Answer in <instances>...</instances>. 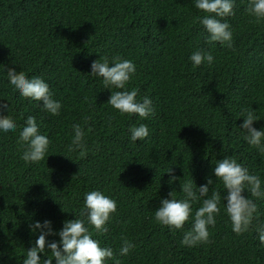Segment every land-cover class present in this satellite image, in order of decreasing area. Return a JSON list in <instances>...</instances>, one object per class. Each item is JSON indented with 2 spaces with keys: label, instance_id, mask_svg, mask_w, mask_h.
<instances>
[{
  "label": "trees",
  "instance_id": "16d2710c",
  "mask_svg": "<svg viewBox=\"0 0 264 264\" xmlns=\"http://www.w3.org/2000/svg\"><path fill=\"white\" fill-rule=\"evenodd\" d=\"M247 4L235 0L234 14L221 18L232 29L227 47L206 39L196 19L203 12L191 0H0V104L9 105L3 115L17 125L35 116L50 140L45 160L25 162L20 128L0 134V264H21L38 235L29 231L31 222L48 219L58 230L80 215L83 193L92 189L117 202L107 231H93V238L114 256L123 238L134 245L118 256L121 264H264L256 232L264 225V198L248 193L257 210L240 234L231 230L221 200L208 240L191 247L180 243L191 214L181 229L153 215L170 191L182 197L179 184L189 177L197 186L211 177L209 195L215 188L223 197L211 169L224 156L259 175L264 189V153L239 129L245 108L260 118L254 128L264 126V19L257 22ZM196 49L211 52L213 62L193 66L188 57ZM116 56L136 65L126 87L137 89L136 99L152 100L149 117L119 114L106 103L102 78L88 74L93 60ZM5 69L45 79L61 102L59 115L14 92ZM73 123L86 131L84 156L68 150ZM139 123L149 135L133 142L128 128ZM170 176L180 179L168 183ZM38 255L51 258L47 248Z\"/></svg>",
  "mask_w": 264,
  "mask_h": 264
},
{
  "label": "clouds",
  "instance_id": "9594fccd",
  "mask_svg": "<svg viewBox=\"0 0 264 264\" xmlns=\"http://www.w3.org/2000/svg\"><path fill=\"white\" fill-rule=\"evenodd\" d=\"M194 7L203 12L196 19L207 33L206 39L219 42L227 47L232 46V29L226 19L234 14L235 0H191ZM245 11L254 16L257 22L264 19V0H248ZM193 66L201 63L211 64L213 55L202 49L194 50L188 57ZM111 60V62H110ZM111 65V66H110ZM7 82L19 96L38 102L37 106L51 115H59L62 107L61 102L53 98L49 85L41 76H26L23 72L17 74L15 70L5 69ZM136 65L127 58L119 56L108 58L99 57L90 64L89 75L102 78L104 88L110 95L107 104L119 114H136L139 118H147L153 112L152 100L148 96L137 97L135 87L128 88L126 85L135 74ZM9 110V105L0 104V134L13 132L20 128L18 140L23 146L20 158L25 162L45 160L49 138L39 131V124L33 115L24 118L22 125H17L14 119L3 115ZM242 122L239 129L243 140L254 146L258 152L264 153V126L254 128L253 122L260 120L254 114V109H242L239 113ZM71 142L67 146L69 151H78L84 156L88 151L85 141L86 131L81 124L71 125ZM129 139L136 142L149 135L148 126L145 123L130 125L128 128ZM169 167L166 173H171ZM212 177L218 179L225 195L215 188L209 195V187L214 183L211 177L205 178V183L197 186L189 177L179 184L181 198H175L173 191L168 193L167 198H160L158 207L155 208L154 219L161 225L170 228L181 229L184 222L191 214V227L184 230L180 243L186 246H194L200 242H206L209 237V226L216 223V215L221 211L220 203L223 200V211L230 222L231 230L240 234L248 230L257 204L249 198H264V189L261 188V178L252 174L242 163L234 157L224 156L215 161L211 169ZM179 177L170 176L168 183L173 180L179 181ZM245 192L246 195H242ZM197 201L199 207L194 211L192 205ZM117 202L114 198L105 194L102 189H92L83 193V207L79 216L62 221L58 230H53L52 222L48 219L43 221L33 220L29 225V231L37 233L34 244L27 250L24 249V257L21 264H106L107 259L112 264H121L118 256H126L134 247L133 243L126 238L121 240L118 256H114L113 249L109 246H101L97 239L93 238V231H107L106 222L111 214L116 211ZM88 225L92 226V230ZM257 239L264 244V225L257 229ZM56 236L57 239L46 240L48 236ZM50 250L51 258L38 255Z\"/></svg>",
  "mask_w": 264,
  "mask_h": 264
}]
</instances>
